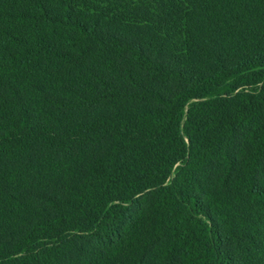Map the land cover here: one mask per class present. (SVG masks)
Here are the masks:
<instances>
[{
  "label": "trees",
  "instance_id": "obj_1",
  "mask_svg": "<svg viewBox=\"0 0 264 264\" xmlns=\"http://www.w3.org/2000/svg\"><path fill=\"white\" fill-rule=\"evenodd\" d=\"M0 264H264V0H0Z\"/></svg>",
  "mask_w": 264,
  "mask_h": 264
}]
</instances>
